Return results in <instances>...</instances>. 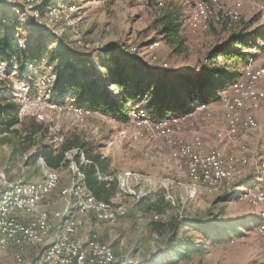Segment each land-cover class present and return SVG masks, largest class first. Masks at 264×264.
I'll list each match as a JSON object with an SVG mask.
<instances>
[{"label":"rangeland","instance_id":"374dc122","mask_svg":"<svg viewBox=\"0 0 264 264\" xmlns=\"http://www.w3.org/2000/svg\"><path fill=\"white\" fill-rule=\"evenodd\" d=\"M1 1L13 3L9 6L14 9L19 23L30 20L45 33L41 38L44 52L39 56V61L28 65V69L18 70L13 75L8 73L7 66H3L7 64L1 65L0 61V87L11 89L10 96L4 99H12L16 105L19 104L17 114L20 119V123L15 126L18 134H0V180H26L28 172L41 177L40 156L36 160L26 157L33 154L39 144L55 146L63 136L76 134L90 151L98 150L110 157L111 173L105 174L118 182L117 191L120 192L119 197L125 209V213L114 222L98 220L102 225L99 234L95 230H92L95 234L91 230L83 232L79 228V221L74 218V237L80 244L85 246L89 241H97L109 245L108 236L115 234L116 246L121 249L118 254L123 251L121 244H126L128 248L136 243L141 246L153 244L157 248L138 264H264L262 237L256 229L261 208L248 200H241L237 193L239 186L248 180L251 168L245 173L246 178H237L228 187L214 191L203 188L194 191L184 158H175L172 154L182 144L207 153L203 150L204 134H209L220 142L216 147L222 149L221 144L228 146V151L221 150L224 154H240L250 161L256 160L262 152L264 102L248 104L241 111H231L225 106V101L232 93L230 88L223 92V98L214 103L209 102L205 108H198L200 103L191 107L188 117L169 123L166 135L159 137L155 124L138 125L132 122L130 112L127 121H119L91 109L88 114H77L73 105L75 97L70 92L63 96L54 91L58 70L62 69L65 59L75 62L79 67L81 63L76 61L77 56L87 59L84 63L88 69L86 77L102 74L106 83L108 67L127 64L125 68L130 71L131 80L136 83L145 81L144 85H147L167 79L165 74L199 73L205 62L206 51L235 34L251 37L252 42H255L250 49L253 53L261 42V38L256 37L257 31H264V0H215V5L212 0H204L209 4L211 13L198 23H182L180 34L185 41V50L180 54H174L150 28V24L153 15L169 3L182 5L186 17L192 11L195 0H32L38 12L17 11L16 6L23 5V0ZM36 34V27L22 28L16 34V41L23 46L25 42L32 41ZM154 41L158 44L151 47ZM252 60L257 64L264 63V52L252 57ZM218 61L221 65L222 58L219 57ZM153 73L155 76L151 75ZM104 88L112 95L117 92L115 85ZM154 94V88L144 93L141 104L146 107ZM4 99L0 98L2 101ZM141 104L130 103L128 106L131 110L138 105L144 111ZM236 112V135L230 139L225 135L219 136L220 132L227 129L229 118ZM179 114H168L164 118ZM245 114L253 115L260 129L245 131ZM32 128L34 132H29ZM23 134H30L33 145L30 143L26 147V143L22 144ZM15 146L12 151L11 148ZM219 148L213 147L211 150ZM146 149H157V161L160 159L163 163L150 165L149 161L142 159L149 156V152L144 156L143 150ZM139 151H142L141 157ZM82 153L83 160L80 154L79 157L84 161L85 152ZM71 155L68 153L67 157L73 159ZM73 160L61 165L60 179L53 191L56 198L64 201L67 199L59 191L75 181L76 163ZM125 173L133 176H125ZM71 179L73 181L69 183ZM130 190L135 191V194ZM158 196H164L169 206H165ZM141 197L142 200L138 201ZM153 202L162 206L161 212L165 219L185 217L187 214V217L200 218L204 224L215 221L207 230L213 234L206 237L204 231L195 226L179 228L178 236L188 239L193 251L189 258L174 259L170 252L177 245V237L170 241V229L156 212L141 210V206ZM153 215H157V218ZM240 220L246 221V224L237 227ZM153 221L161 223L160 229L154 228ZM222 234L227 235L226 238H222ZM39 246L29 245L24 253L29 247H35V259L39 254ZM11 254L12 261L16 263L13 252ZM115 257L116 264H126L120 255ZM30 263L24 259L22 264Z\"/></svg>","mask_w":264,"mask_h":264},{"label":"trees","instance_id":"16d2710c","mask_svg":"<svg viewBox=\"0 0 264 264\" xmlns=\"http://www.w3.org/2000/svg\"><path fill=\"white\" fill-rule=\"evenodd\" d=\"M184 17L185 13L182 5L169 3L153 15L150 24V28L157 33L160 40L174 54H180L185 50V41L180 34ZM31 27H36L37 34L35 38L29 43L25 42L23 46L19 45L16 41L18 31L22 28L29 29ZM257 32L256 37H260L261 42L256 46L253 53L250 52V49L255 42H252L251 37L235 34L227 37L224 43L217 44L206 51L204 55L205 62L199 73L175 72L165 74L164 76H168L167 79L164 78L162 82L147 85H144L145 81L136 83L131 80L130 71L125 68L127 64H121L120 67L116 68L108 67L109 70L105 73L108 81L105 83L102 74L96 77L85 76L88 72L84 64L87 59L77 56L76 61L81 63L79 67L75 62L65 59L62 69L58 70L54 91L56 94L57 91L60 94L70 92L75 97L74 104L78 107L98 110L119 121H127L130 112L128 104H141V96L154 88L155 94L146 104V107L141 104V107L150 118L158 120L168 114H186L191 111V107L194 108L199 103L214 102L223 98V92L229 91L232 82L241 75L244 63L249 58L256 57L260 52H264V31ZM44 33L39 26L35 25V22L30 20L19 23L14 14V9L0 2V59L7 62L12 60V63H15L20 70L28 69V65L34 61H39L41 58L39 56L44 52L41 43ZM219 57L222 58L221 65H219ZM12 63L9 62L10 65ZM151 75L155 76V73ZM108 85L117 87V92L114 95L105 90L104 87ZM10 94V88L7 90L6 87H0V98L4 99ZM16 104L12 99L0 100V134H18L19 131L15 126L20 123V119L17 114L19 104ZM29 132H34L33 128ZM30 139V134L21 136L22 144L26 143V147L30 146ZM31 144L33 145V143ZM14 148L16 146L11 150L13 151ZM82 152H85L86 161H82L80 158ZM66 153L72 154L71 157L75 161L67 157L68 154ZM39 156L46 165L53 168H60L61 165H67L69 161L73 160L78 169L84 174L85 187L97 199L106 201L118 192V182L115 179L110 177L107 180H99L97 177L98 174L111 173L109 172V157L104 156L98 150L90 151L85 142L76 134L63 136L55 146L46 143L39 144L36 150L34 149L33 154L26 157V159L33 157V160H36ZM28 163L27 161L26 164ZM142 198H139L138 201ZM158 198L163 201V196H158ZM164 205L169 206V203L166 202ZM141 210L145 212L154 211L158 214L162 211V206L153 202L147 206H141ZM153 222L154 228L160 229L161 223ZM203 222L200 218L179 216L163 223L170 229V241H174L177 237V245L170 252L174 259L189 258L193 251V246L189 244L188 239H181L178 236L179 228L195 226L203 230L206 237L213 234L212 231L207 230L215 221L210 222V224H204ZM229 224L231 225V223ZM244 224H246V221L240 220L237 227Z\"/></svg>","mask_w":264,"mask_h":264},{"label":"bare ground","instance_id":"6f19581e","mask_svg":"<svg viewBox=\"0 0 264 264\" xmlns=\"http://www.w3.org/2000/svg\"><path fill=\"white\" fill-rule=\"evenodd\" d=\"M6 3L5 1H1ZM215 5V0H212ZM7 5H13L9 3ZM36 4L32 3V0H23V5H17L16 10L20 11H32L38 12ZM37 8V7H36ZM72 10V8L70 7ZM58 10H60L58 8ZM211 13L209 4L204 0H195L193 9L184 17L183 22L186 24L198 23L206 19ZM21 45V42H17ZM158 43L154 41L150 46H156ZM255 48V47H254ZM1 65L6 63L8 67V73L16 74L20 70L12 60L9 62L0 59ZM232 93L228 100H226V107L231 111H238L245 109L248 104L256 102H264V63H255L252 58L247 60L243 65L241 75L237 77L230 86ZM209 102L200 103L198 108H205ZM214 103V102H213ZM74 110L77 114L86 113L90 110L74 106ZM142 110H144L142 108ZM241 111V110H240ZM142 112L136 105L135 108L130 110L132 120L142 119ZM191 111L186 114H179L172 117H163L158 120H154L149 117V122H155L157 135L159 137L165 136L167 133V126L169 123L182 120ZM235 115L229 118L227 129L219 133V136H227L228 139L233 138L236 135L238 126V117ZM245 127L244 130H257L260 125L253 115L245 114ZM169 121V122H167ZM167 122V123H166ZM138 125H150L144 123H136ZM264 128V127H263ZM260 129V128H259ZM261 154L255 160H249L246 156L240 154H224L221 149H213L207 153H201L200 151L193 149L188 145H179L178 148L172 152L175 158L183 157L185 161L186 170L193 190L207 189L214 191L220 188L228 187L230 183L234 182L237 178L242 179L247 177L248 168H251L249 178L246 182L242 183L237 191L238 197L241 200H248L251 204L260 206V220L256 224L257 226L264 225V186L262 193L257 190L261 184H264V129L261 130ZM68 154V153H66ZM83 160V154H81ZM86 161V160H84ZM42 178L39 181H27V180H13L10 182L2 181V187L0 189V216L4 215V218H9L13 222L17 223L12 228V235H17L12 240H8L4 243V233H0V249H12L14 259L17 263H23V253L29 245H44L52 235L53 222L50 214L47 211L40 210L32 214L28 219L24 217L25 211L34 210L38 206L40 195L50 189H53L60 179V168H53L45 164L43 159H38ZM247 167V168H246ZM75 176L76 181L71 185L60 189L59 194L61 196H70L74 202L73 205L77 207L80 212L93 214L97 220L108 219L111 222L117 220V218L125 213V209L120 200V192H117L109 200H101L94 197V195L87 190L84 185V174L81 172L75 164ZM246 173V174H245ZM207 174V175H205ZM133 176L130 173H125V176ZM99 180H107L110 178L108 175H97ZM124 183L122 182V185ZM238 186V185H237ZM23 199L20 198V193ZM132 194L135 191L130 190ZM79 200V201H78ZM64 211H54V217H62ZM157 218V215H153ZM70 224L74 225L70 228ZM261 235V242L264 246V230L257 229ZM76 231V223L71 218H63L62 228L56 235L55 246L57 250H63L64 255H77V249H80L81 256H97L103 252V260L110 262V264H116V257L113 249L109 245L98 243L97 241H89L85 246L80 244L74 237ZM49 243V242H48ZM43 257H52V250L43 249ZM36 260H40V253L34 259L32 264H36ZM50 264H81L80 262H63V260L50 259Z\"/></svg>","mask_w":264,"mask_h":264},{"label":"crops","instance_id":"0c3cea01","mask_svg":"<svg viewBox=\"0 0 264 264\" xmlns=\"http://www.w3.org/2000/svg\"><path fill=\"white\" fill-rule=\"evenodd\" d=\"M63 96H65V94ZM219 144H220V142H218V140H216L215 137L213 139L210 137L209 134H204L203 150L205 152L210 151L213 147L219 148V147H216ZM221 148L225 151L229 150L228 146L225 144H223V145L221 144ZM143 151H144L143 152L144 156H146L147 153L149 152V156L144 157L142 159H144L145 161H149L150 165H152V164L157 165V164L163 163L160 161V159H159V161H157L158 160L157 154H159V151L157 149H152L150 151H148L146 149ZM138 153H139L138 155L141 157L142 151H139ZM104 156H106V155H104ZM109 159H110V157H109ZM41 178H42V173H41V177H40V175L31 174V173L29 174V172L26 174V180L27 181L34 182L37 180H41ZM76 180L77 179L75 177V181ZM72 181H73V179H71L69 181V183H71ZM1 182H2V180H0V186L2 187ZM56 187H57V185L53 189H50L46 192H43L40 195V199L38 201V206L34 210L25 211V214H24V217L26 219H28L36 211H40V210L47 211L50 214V216L52 218V222H53V231H52V235L47 240V243L52 241L53 239H55L56 235L60 232V230L62 228L63 218H71V219L73 218V220L75 218L79 221V225H80L79 228L83 232H87L89 230H91V231L95 230L99 234L100 228L102 227V225H100V221L96 220L93 214L80 212L77 209V207L73 205L74 200L70 196H68V197L63 196L64 199H67L66 201H64L62 198H56L55 192L53 193V191ZM162 200L164 201V199H162ZM164 203H166V201H164ZM64 206H65V209H62V208H64ZM54 211H64L65 213L63 214V216L61 218L60 217L58 218V217H54V215H53ZM87 214L92 215L94 218L92 216L87 215ZM157 215H158V218H160V220L162 222L169 220V219H165V216L162 215V212L158 213ZM186 217H187V214H186ZM92 233L95 234L94 231H92ZM78 235L80 237H83V234L81 235L79 233ZM225 236H227V235L223 234L222 238H226ZM100 242H102V241H100ZM111 243L113 244V246L111 245ZM107 244H109L112 247L115 255L121 256V258L126 262V264H138L140 262H143L145 260V258L149 257L157 249L153 244H150V245L146 244V245L141 246V245H138L136 243V244L132 245L131 248L126 247V244H121L123 251L121 254H118L121 251V249L116 246V235L115 234L112 236H108V243ZM11 250L10 249L0 250V264H16L17 263V262L15 263L12 261ZM35 253H36L35 247H29L25 251V253H23V258L25 259V262L30 263V261H31V263H32V261L34 260L33 258H34ZM17 264H19V263H17Z\"/></svg>","mask_w":264,"mask_h":264},{"label":"built area","instance_id":"2783aa9c","mask_svg":"<svg viewBox=\"0 0 264 264\" xmlns=\"http://www.w3.org/2000/svg\"><path fill=\"white\" fill-rule=\"evenodd\" d=\"M132 122L157 125V123L155 122H149V115L146 112H142V119L132 120ZM263 186L264 184L262 183L261 186L257 189L260 192V194L262 193ZM20 198L23 199L21 193H20ZM17 223L19 222H13L9 218H4L3 214L2 216H0V233H4V243L7 242L8 240H12L14 237L17 236V235H12V228H14V226ZM73 226L74 225L70 224V228H72ZM256 229L264 230V225L257 226ZM43 249L52 250V257H43ZM38 253H40V260H36V264H50V259L63 260V262H67V263L80 262L81 264H110V262H106L103 260V252L101 254H97V256H81L80 249H77V255H64L63 250L56 249L55 241L39 246Z\"/></svg>","mask_w":264,"mask_h":264}]
</instances>
